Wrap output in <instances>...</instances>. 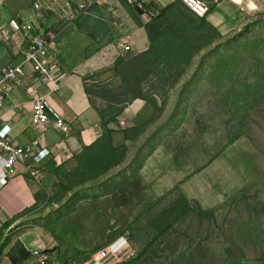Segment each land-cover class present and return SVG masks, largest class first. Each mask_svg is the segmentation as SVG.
<instances>
[{
	"label": "rangeland",
	"instance_id": "1",
	"mask_svg": "<svg viewBox=\"0 0 264 264\" xmlns=\"http://www.w3.org/2000/svg\"><path fill=\"white\" fill-rule=\"evenodd\" d=\"M123 2L145 37L117 36L106 10L93 6L107 2L80 14L97 16L107 45L118 49L86 78L90 107L105 129L117 128L135 98L156 95L162 129L109 158L132 161L130 177L107 183L68 168L56 174L22 226L54 232L60 264H92L121 236L129 241L125 256L103 264H264V78L254 43L247 36L225 45L179 0L161 15L168 4L142 3L143 22L133 1ZM147 30L163 35L157 49ZM166 33L186 38L187 47ZM15 247L20 256L23 245Z\"/></svg>",
	"mask_w": 264,
	"mask_h": 264
},
{
	"label": "crops",
	"instance_id": "2",
	"mask_svg": "<svg viewBox=\"0 0 264 264\" xmlns=\"http://www.w3.org/2000/svg\"><path fill=\"white\" fill-rule=\"evenodd\" d=\"M33 1L0 0V27L7 26L10 16L21 14L32 5ZM88 1L90 4L107 2L103 6H93L106 10L113 26H117L120 31V35L117 36L121 37V34L131 30L145 37V30L135 25L126 16L129 10L123 0ZM131 1H133L135 11L142 15L140 20L143 22L145 14L140 13L137 8L138 6L141 8L142 3L146 5L155 3L160 7L174 3L176 0ZM246 5L258 6L260 10L251 14ZM204 19L207 25L216 29L218 38L224 40L225 45L230 39L240 41L243 37L249 36L251 47L253 48L254 43L256 53L259 55L256 71L262 75L259 77L263 79L264 0H220L217 5H212ZM52 29L56 31L53 45L59 50L58 62L66 76L60 81L59 88L50 92L48 100L63 119L71 125V133L67 138L70 157L63 156L64 162L59 165L54 162L47 165L46 176L40 183L29 177L21 165L17 166L14 178L0 192V264H13V258L16 259L17 264H60L61 262L56 260L60 252L59 240L54 232L41 225L22 226L27 212L36 204L37 192L43 185L48 184L52 177H56V174L70 172L66 168L76 170L77 174L89 175L86 178L88 181L103 178L109 183V179L118 181L124 176L130 177L131 169L127 168H130L132 161L129 165H125L124 157V161L118 160L109 167L108 165L114 160L108 161L107 155L113 156L118 151H125L129 154L132 148L160 133L162 129L159 125L162 104L156 95L135 98L120 117L122 121H125L122 127L110 126L109 129H105L97 114L91 109L86 91V78L107 64L105 58L107 55L118 53L116 45H107L111 42L107 41L97 16L94 14L81 15L74 22L61 26L51 13L43 14L35 21L33 34ZM120 37L116 40H120ZM20 43L23 45V40ZM131 45L134 48V45ZM23 62V50L14 49L13 46L0 41V80L3 68L18 66ZM27 71L29 75L26 83L32 85L35 78L30 75L29 68ZM5 99L7 104L20 107L15 114L5 115V119L13 127L12 134L19 144L30 148L34 147L33 142L36 140L37 145L35 146L48 148L54 157H57L59 153L57 144L63 135L53 126H48L41 136L37 135L31 125L33 98L28 87H13L6 93ZM1 116L3 118L4 114L1 113ZM99 158L108 160L99 163L97 160ZM114 170H119L121 173L116 178ZM133 224H136V221ZM18 242L23 245L25 257L13 254ZM35 250L40 254H35ZM43 255L44 259H42Z\"/></svg>",
	"mask_w": 264,
	"mask_h": 264
},
{
	"label": "built area",
	"instance_id": "3",
	"mask_svg": "<svg viewBox=\"0 0 264 264\" xmlns=\"http://www.w3.org/2000/svg\"><path fill=\"white\" fill-rule=\"evenodd\" d=\"M180 1L198 17L206 16L212 5L220 2V0ZM88 5H90L88 0H34L21 14L10 16L7 26L0 27V41L6 42L14 49L23 50L24 54V62L21 65L2 69L0 80V192L14 178L17 166L21 165L29 177L40 183L46 176L47 165L51 162L59 165L64 162L63 156L70 157L67 138L71 133V125L48 100L50 92L56 91L60 81L66 76L58 62L59 50L53 45L56 31L52 29L38 34H33V31L36 19L43 14L51 13L59 25L65 26L77 20ZM246 8L251 14L260 10V7L254 5H246ZM242 9L245 10L244 7ZM21 40L24 42L23 45L20 43ZM122 46L125 52L134 50L131 44ZM27 68L30 69V75L35 78L32 85L26 83L29 75ZM15 86H27L32 93L31 125L37 135L41 136L48 126H53L63 135L57 144L59 150L57 157H54L50 149L35 146L36 140L33 142L34 147L29 148L21 146L14 138L13 127L5 119V115L15 114L20 107L7 104L5 95ZM1 113L4 114L3 118ZM128 243V239L121 236L114 246L103 250L100 258H95L92 264H103V260L114 257L121 260L126 254ZM34 253L39 252L35 250ZM44 257L43 255L42 259Z\"/></svg>",
	"mask_w": 264,
	"mask_h": 264
},
{
	"label": "trees",
	"instance_id": "4",
	"mask_svg": "<svg viewBox=\"0 0 264 264\" xmlns=\"http://www.w3.org/2000/svg\"><path fill=\"white\" fill-rule=\"evenodd\" d=\"M184 5V4H183ZM174 6V3H171V4H169V5H167L165 8H163L160 12H159V15H161V14H165V13H167L168 11H170V8L171 7H173ZM185 6V5H184ZM186 7V6H185ZM189 9V8H188ZM190 10V9H189ZM191 11V10H190ZM192 12V11H191ZM198 17V16H197ZM157 19H158V17H157ZM157 19H153V20H157ZM206 22H205V19H204V17H200V26L199 27H202V25H204ZM158 27H161L160 25H158ZM147 33H148V36H149V39H150V41L152 42V46L151 47H153V49L156 47L155 46V44L154 43H156V41H158V40H160V39H162L163 38V35H158V36H151V34H150V32H149V30H147ZM166 35H169V36H171V37H173L176 41H178V44H179V46L180 47H182V49H185L186 47H187V45H186V38H184L182 41H179V38H178V36L174 33H166ZM155 49H157V48H155ZM159 54H161L162 53V51H161V49L159 48ZM195 51H193V53H194ZM107 157H108V159L111 157L110 156V154H108L107 155ZM107 158H104V159H101V158H99V159H97L98 160V162L99 163H101V162H104V161H107L108 160ZM116 163V161L114 160L112 163H110L108 166L109 167H111L112 165H114ZM25 251L23 250V252L20 254V256L19 257H21V255H22V257L24 256L25 257V253H24ZM13 264H17V262H16V259H14L13 258Z\"/></svg>",
	"mask_w": 264,
	"mask_h": 264
},
{
	"label": "water",
	"instance_id": "5",
	"mask_svg": "<svg viewBox=\"0 0 264 264\" xmlns=\"http://www.w3.org/2000/svg\"><path fill=\"white\" fill-rule=\"evenodd\" d=\"M137 8H138L140 13H142V14L144 13V10L142 8H140L139 6Z\"/></svg>",
	"mask_w": 264,
	"mask_h": 264
}]
</instances>
